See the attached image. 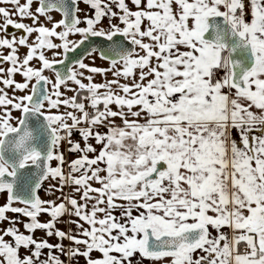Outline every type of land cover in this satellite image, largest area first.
Returning <instances> with one entry per match:
<instances>
[{
    "label": "snow or ice",
    "instance_id": "obj_1",
    "mask_svg": "<svg viewBox=\"0 0 264 264\" xmlns=\"http://www.w3.org/2000/svg\"><path fill=\"white\" fill-rule=\"evenodd\" d=\"M0 200V264H264V0H0Z\"/></svg>",
    "mask_w": 264,
    "mask_h": 264
},
{
    "label": "crops",
    "instance_id": "obj_2",
    "mask_svg": "<svg viewBox=\"0 0 264 264\" xmlns=\"http://www.w3.org/2000/svg\"><path fill=\"white\" fill-rule=\"evenodd\" d=\"M107 22V21H106ZM76 139H79V137H78V135L75 137ZM94 143V142H93ZM41 194V196H43L44 195V193L43 192H41L40 193ZM3 203V200H0V204H2ZM9 215H12V214H9ZM42 219L43 220H47L48 219V217L47 216H44V217H42ZM68 219V217H65L64 218V220L66 221ZM3 226H5V225H0V227H3ZM57 227L58 228H60V229H62V230H65V231H67L68 229H69V227H71L72 229H74L75 228V225H68L67 223H64V222H61V223H59V224H57ZM37 237H42L43 236V233L42 232H37ZM57 242V238L55 237V236H53L51 239H50V243H56ZM65 243L67 244V241H65ZM45 252H47V250H45ZM93 255H98V253H94ZM80 264H85V262H84V259L81 257L80 258ZM145 264H149V262L148 261H145Z\"/></svg>",
    "mask_w": 264,
    "mask_h": 264
},
{
    "label": "flooded vegetation",
    "instance_id": "obj_3",
    "mask_svg": "<svg viewBox=\"0 0 264 264\" xmlns=\"http://www.w3.org/2000/svg\"><path fill=\"white\" fill-rule=\"evenodd\" d=\"M10 7V6H9ZM82 7H83V5H82ZM60 17H59V15L58 14H56V19H59ZM26 23H31V21L30 20H26L25 21ZM105 23H106V21H105ZM9 32H15L16 33V35L17 36H19L21 33L20 32H17L15 29H13V28H9ZM26 52V49L25 48H23V47H21L20 48V54H21V56L24 54ZM8 65H4V67H7ZM16 80L17 81H20L22 78L19 76V75H17L16 77ZM18 94H23V93H18Z\"/></svg>",
    "mask_w": 264,
    "mask_h": 264
},
{
    "label": "rangeland",
    "instance_id": "obj_4",
    "mask_svg": "<svg viewBox=\"0 0 264 264\" xmlns=\"http://www.w3.org/2000/svg\"><path fill=\"white\" fill-rule=\"evenodd\" d=\"M100 63H101L100 61H97V64H100ZM96 79H97V81H99V80H100V77L97 76ZM71 94H72V93H68V95H71ZM16 115H18V113H16Z\"/></svg>",
    "mask_w": 264,
    "mask_h": 264
}]
</instances>
